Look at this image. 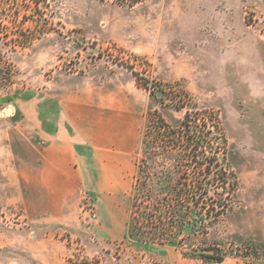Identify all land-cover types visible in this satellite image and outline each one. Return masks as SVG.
<instances>
[{
	"label": "rangeland",
	"instance_id": "obj_1",
	"mask_svg": "<svg viewBox=\"0 0 264 264\" xmlns=\"http://www.w3.org/2000/svg\"><path fill=\"white\" fill-rule=\"evenodd\" d=\"M144 80L178 84L198 110L219 114L239 183L206 238L223 261L125 239L135 152L111 190L95 186L88 162L86 183L63 204L0 172V264H264V0H0L2 116L50 119L68 97L131 126L139 150L147 112L171 126L185 113L157 103Z\"/></svg>",
	"mask_w": 264,
	"mask_h": 264
},
{
	"label": "trees",
	"instance_id": "obj_2",
	"mask_svg": "<svg viewBox=\"0 0 264 264\" xmlns=\"http://www.w3.org/2000/svg\"><path fill=\"white\" fill-rule=\"evenodd\" d=\"M112 1L132 8L143 0ZM149 83L144 80L142 85L157 103L185 113L178 126H171L156 110L147 112L135 153L140 156L135 161L125 239L179 247L189 257L220 263L224 254L206 238L232 209L239 183L228 165L219 114L198 110L178 84L151 82L148 87Z\"/></svg>",
	"mask_w": 264,
	"mask_h": 264
},
{
	"label": "crops",
	"instance_id": "obj_3",
	"mask_svg": "<svg viewBox=\"0 0 264 264\" xmlns=\"http://www.w3.org/2000/svg\"><path fill=\"white\" fill-rule=\"evenodd\" d=\"M11 109L10 115L0 114V172L18 173V187L54 191L63 204L86 183L88 162L99 176L95 186L104 190L116 186L113 178L131 171V156L138 150L131 126L125 128L115 118L101 122L98 110L68 97L50 119L40 118L36 110L31 122Z\"/></svg>",
	"mask_w": 264,
	"mask_h": 264
},
{
	"label": "water",
	"instance_id": "obj_4",
	"mask_svg": "<svg viewBox=\"0 0 264 264\" xmlns=\"http://www.w3.org/2000/svg\"><path fill=\"white\" fill-rule=\"evenodd\" d=\"M7 113H8V114H10V113H11L10 109H8V110H7Z\"/></svg>",
	"mask_w": 264,
	"mask_h": 264
}]
</instances>
